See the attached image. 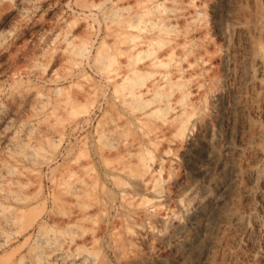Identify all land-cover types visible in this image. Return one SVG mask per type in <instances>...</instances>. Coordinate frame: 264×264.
Returning a JSON list of instances; mask_svg holds the SVG:
<instances>
[{"label":"bare ground","instance_id":"6f19581e","mask_svg":"<svg viewBox=\"0 0 264 264\" xmlns=\"http://www.w3.org/2000/svg\"><path fill=\"white\" fill-rule=\"evenodd\" d=\"M65 2L0 0V54L11 52L17 19L30 39L58 42V20L25 18ZM89 6L105 21L98 57L101 48L113 50L101 57V70L115 57L119 69L106 77L111 89L104 92L89 89L60 99L59 89L55 95L27 89L10 103L0 133V262L9 254L2 264H101L93 248L102 243L100 234L110 233L119 254L143 264L136 257L138 242L147 234L164 241L163 226L177 222V264H214L216 256L222 262L242 251L247 255L235 257L237 264H264V221L257 219L264 220V205L254 207V200L264 199V12L241 22L213 4L206 29L194 0H92ZM230 31L245 36V50L235 59ZM216 36L227 44L217 49ZM88 41L66 33L62 55L76 63L89 51ZM245 72L251 91L243 96L229 81ZM88 100L104 118L110 115L82 163L71 155L75 133L96 115L97 107L77 111ZM225 124L221 158L217 148ZM49 146L60 150L44 164L51 167L58 156L61 163L46 173L33 166ZM247 153L252 158L243 164L239 159ZM179 163L206 184L194 180L173 196L165 183ZM198 186L201 199L191 214ZM152 221L163 226L157 229Z\"/></svg>","mask_w":264,"mask_h":264},{"label":"rangeland","instance_id":"374dc122","mask_svg":"<svg viewBox=\"0 0 264 264\" xmlns=\"http://www.w3.org/2000/svg\"><path fill=\"white\" fill-rule=\"evenodd\" d=\"M194 1L200 12L205 16L203 21H206L203 24H206V26L203 25V27L206 29L211 28L210 22L213 4L216 5L215 7L218 9L220 8L223 10L224 13H226L227 18L236 19L241 22L250 20L254 16V13L257 14V12H264V0ZM91 2L92 0H69V4H66L65 2L62 5L41 7L39 10L30 12L25 18L26 20H33L36 18L39 21L52 22L53 24L58 20L63 37L66 33H73L77 36L78 40H89V44H87V47L89 48L87 49L89 50L87 52L89 53L86 52L83 57L78 58L76 63L62 55L65 46L63 37L55 44L45 45L47 43H39L38 41L30 39L26 34L21 33L22 22L19 21V19L12 24V28L16 29V33L9 38L8 43L12 44L13 47L10 50V54L6 57H3L0 54V133L5 130V123H3L4 120L2 119H4V117L8 115V112L11 111L10 109L12 105L10 103L14 101V98L18 96L20 92L27 91V89L33 91L42 90L54 95L56 94L55 91L59 89L60 99L76 98L81 92L89 89H100L103 92L107 91V89H111L107 84L106 77L119 69V62L121 60L119 57H115V62H113L111 66H108L107 70H101V57H104V54L106 56L107 54L110 55L109 52L113 53V50L101 48L100 53L104 54L100 57L97 55L98 48L103 39L105 21H103L104 19L98 14L95 7L92 12L87 10L86 7H90L89 5ZM82 10L87 11L84 14L82 13ZM3 30L7 31L9 29L6 27ZM197 33L198 32H196V35L199 36L200 32ZM214 38V43L216 44L217 49L222 48L227 44L225 37L216 36ZM244 38L245 36H243V34L240 35L232 31L229 32V48L233 59L237 58V56L245 50ZM91 46H93V48H91ZM34 63L37 68L31 69L30 66ZM235 67L238 69V66ZM14 70H19L21 74L13 76L12 72ZM26 71L28 73H26ZM244 74H247L248 76ZM242 76L238 80L231 78L229 83L234 89L239 92L242 91L243 93L240 92L242 95L245 93L243 96H246L249 94L248 91H251V88L249 87V89L247 87L250 81L248 78L250 79L251 77H249V74L246 72L243 73ZM262 79L264 80V75ZM101 100H103V98H101ZM93 103L94 102L91 100L85 101L77 108V111H90L97 107V104ZM95 112L96 115H94L93 122L86 124L84 129L77 131L73 137L74 151L71 157L78 158L82 163L87 161L88 151L93 150V141L97 136V132L105 126L106 120L110 115L109 114L104 118L103 110H99L98 107L95 109ZM250 116L255 118V113L252 112ZM227 128L228 124H225L221 129V144L218 143L217 149L219 151V157L221 158L226 156V152L223 151L224 148L222 145L227 142ZM235 134H237L236 131ZM238 134L240 136V133ZM66 146L69 147L68 144H66ZM59 150V147H46L44 151L40 152L37 164L33 167L44 169L45 172L48 173L49 169H53L61 163V157L58 156L56 161H51V167H49L47 163L44 164V162H46V159L48 158L51 160L55 156L54 152ZM250 156L251 154L247 153L246 159L244 158L245 156H241L239 160H242L241 162L244 164V161L246 162L248 159L250 160L252 158V156ZM206 163H208L207 160H204L198 165L201 166ZM210 165H212V163ZM196 172L197 171L192 167L179 163L174 172H172L170 177L167 178L165 187L171 190L174 196L184 185L189 184L194 180L199 182L200 186L205 185L206 183L203 182V179L197 177L198 174ZM218 173L219 172L213 170V175L215 177H217ZM201 193L202 187L194 191L193 196L191 197L189 213H195L194 210L201 199ZM260 200L263 202H260ZM254 201V207H256V209H259L261 205H264V199H256ZM258 202L259 205L261 204L260 206L258 205ZM39 210L40 209L37 211ZM112 214L116 215L115 211H113ZM257 219H259L258 221H261V223L264 221L263 219H260V217H257ZM152 224L157 229H160L163 226L160 222L152 221ZM177 224V222H169L167 223V226L166 224L163 226V230L165 231L163 235L165 238L164 241L156 240L151 235L147 234L145 238L136 245V257L140 259L143 264H177V261L180 260V251L176 249L177 245L175 244L181 237ZM263 226H261V230H259L260 237L261 235L264 236V230H262ZM100 236L103 238L102 243L98 244L96 248H93L95 251L92 250L97 253V257L101 264L132 263V258H130V256H123L114 249L110 233L100 234ZM246 240L248 241L249 239L247 238ZM263 241L261 243H264ZM256 244L257 246L259 245L258 242ZM242 253L244 252L242 251ZM242 253H238V255L241 254L240 257H245L247 255V253H245V256L244 254L242 256ZM238 255L233 256L234 258L231 257V259H229L230 257L225 259V257L223 258V261L225 264H237L234 262L237 260L234 259L235 257H239ZM9 256V254L4 256L2 262L8 260ZM221 258V256H216L214 264H222L223 261L221 262ZM2 262H0V264H2Z\"/></svg>","mask_w":264,"mask_h":264}]
</instances>
